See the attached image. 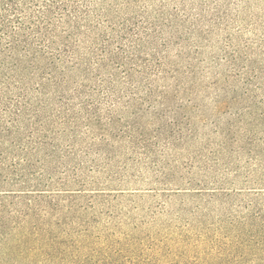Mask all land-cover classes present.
<instances>
[{"label": "trees", "instance_id": "obj_1", "mask_svg": "<svg viewBox=\"0 0 264 264\" xmlns=\"http://www.w3.org/2000/svg\"><path fill=\"white\" fill-rule=\"evenodd\" d=\"M0 264H264V0H0Z\"/></svg>", "mask_w": 264, "mask_h": 264}]
</instances>
